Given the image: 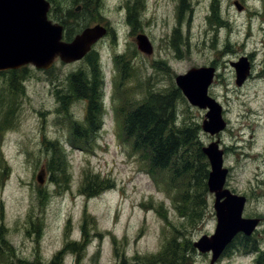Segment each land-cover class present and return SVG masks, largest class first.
Returning <instances> with one entry per match:
<instances>
[{
	"label": "rangeland",
	"instance_id": "374dc122",
	"mask_svg": "<svg viewBox=\"0 0 264 264\" xmlns=\"http://www.w3.org/2000/svg\"><path fill=\"white\" fill-rule=\"evenodd\" d=\"M63 1L80 11V2ZM185 1L181 6V0H101V22L94 13L78 16L80 25L85 22L88 26L101 24L112 29L109 37L95 47L102 76L99 103L103 119L91 138L92 151L72 147L67 141L71 119L84 125L86 104L69 95L67 79L78 70L89 76V63L56 60L53 72L27 66L29 75L23 80L25 93L19 97L17 126L3 132L0 145V177L2 172L4 175L3 184L0 180V228H4L0 230V245L9 252L11 262L18 264L20 259L19 264H24L23 260L27 264H169L171 260L157 261V256L167 240L176 236L184 246L185 257L184 263L178 264H210L211 254L194 249L193 243L215 232L214 194L207 187L201 194V218L196 223L189 221L183 209L180 212L173 202L177 189L167 177L170 172L153 175L144 168L139 155L120 142L116 117L110 108L112 103L119 105L120 100L108 99L115 67L110 60L113 50L119 56L127 54L131 65L129 68L125 60L127 65L121 64L126 73L129 71L122 86L128 96L125 110L138 104L148 90L168 95L174 86L178 88L177 75L217 62L220 80L216 91H230L239 99L235 103L232 98L228 100L231 112L227 115L235 126L230 122L232 129L224 133L226 144L233 141L239 126L254 125L255 119L248 111L249 98L261 93L256 98L264 103V78H253L237 88L231 61L250 56L254 58V72L264 69V0ZM235 1L243 7L240 9ZM128 3L138 5L133 23L129 21ZM140 33L151 41V54L138 48ZM252 51L256 55H251ZM8 75L0 74V86L8 84ZM63 96L67 97L65 105ZM182 97L175 102L178 123L195 124L199 145L210 144L201 126L205 110L191 105L183 94ZM238 114L243 118H238ZM248 136L246 130L245 139ZM52 143L56 147L62 145L66 153L67 178L60 183L51 178L45 165L47 153L55 150ZM243 156L235 152L227 155L230 185L239 192H250L256 159ZM202 160L207 185L210 164L207 158ZM42 169L43 183L37 178ZM87 171L111 180L114 187L87 197L81 190ZM179 181L185 184L183 178ZM38 190H42L40 199ZM260 202L255 197L247 212L264 215V202ZM253 241L258 252L264 250V234L253 237ZM227 249L216 264H254L255 253L239 252L235 241ZM60 252L62 256L55 263Z\"/></svg>",
	"mask_w": 264,
	"mask_h": 264
},
{
	"label": "trees",
	"instance_id": "16d2710c",
	"mask_svg": "<svg viewBox=\"0 0 264 264\" xmlns=\"http://www.w3.org/2000/svg\"><path fill=\"white\" fill-rule=\"evenodd\" d=\"M73 1L81 3L79 12L69 7V4H66L63 0H50L52 3L49 13L50 18L64 25L68 40L79 31V28L88 26L85 22L83 25L79 24V15L83 17L90 14L93 15L94 13L99 18L98 15L100 14L99 7L101 6V0ZM184 3L186 1L181 0V6ZM137 8L138 5L134 3L132 5L130 3L127 4L130 23H133L137 19ZM132 15L135 16L133 20ZM73 18H76L75 21L72 20ZM102 20L98 21L101 22ZM127 58V54L116 56L117 64L121 67L122 62L125 60L130 68L131 65L126 60ZM85 61L91 67L89 76L83 70H78L71 73L67 80L69 88L76 91L75 94L69 95L73 99H86L88 101V114L84 125L77 124L71 119L70 124L67 125V129L70 133L68 138L72 147L75 146L92 151V147H89L91 138H93V133L102 126L103 119L99 103L100 99H102V76L99 71V57L96 50L90 52ZM127 63L124 62V65L126 66ZM28 69L29 67L23 66L16 70L0 72V74L9 73L8 84L0 86V145L2 143L1 136L3 132L17 126L19 97L25 93L23 80L29 75ZM54 69L55 67L47 70V72H53ZM121 69V79L114 92V100H120L119 105L114 104L120 142L128 144L131 152L139 155V158L143 161L144 168L153 175H157L164 170L170 172V175L167 177L171 178V182L177 189L173 202L176 203L180 212L183 209V215L189 221L196 223L202 215V211H199V208L204 203V198L201 194L207 191L206 180L203 174L204 161L202 159L204 158V154L202 147L199 145L200 140L197 138L198 126H195V124L183 125L177 121L175 102L178 97H182L181 90L174 86L170 94L163 95L150 89L147 91L148 95L143 96L138 104L132 101L134 106L125 110L128 104V100L126 99L128 96L122 86L124 77L125 79L128 77L129 71L126 73L123 67ZM65 96L61 97L62 104L64 105V101L67 99ZM51 148L55 150L47 153L45 165L49 168L51 178L60 183L67 178L66 153L60 144L56 147L52 143ZM0 161L2 163V160ZM55 175H58V177H55ZM3 176L2 172L0 177L1 184L4 183ZM182 178L185 181L184 185L179 181ZM114 185V182L105 179L100 174H89L87 171L81 190H83V193L87 197L95 196L107 189L113 188ZM41 194L42 190H38L39 199L41 198ZM181 202H183V205ZM161 215L167 219L162 212ZM0 230H4V228L1 227ZM234 241L239 252L254 253L258 250L257 244L249 236L240 234L235 237ZM181 243L176 236L167 240L163 251L159 253L160 256H157V261L171 260L169 264L184 263V246L181 247ZM226 251H224L223 255ZM61 256L62 253L60 252L55 257V263ZM20 261L19 259L18 264ZM23 261L24 264H27L25 260ZM255 264H264V250L256 253Z\"/></svg>",
	"mask_w": 264,
	"mask_h": 264
},
{
	"label": "water",
	"instance_id": "95a60500",
	"mask_svg": "<svg viewBox=\"0 0 264 264\" xmlns=\"http://www.w3.org/2000/svg\"><path fill=\"white\" fill-rule=\"evenodd\" d=\"M50 8L49 0H0V71L16 70L29 64L48 70L57 58L65 63L81 60L108 33L106 26L97 24L85 27L71 40H64V25L49 18ZM137 46L146 54L153 52L151 41L143 33L137 35ZM235 65L238 66V83H241L249 73V64L244 57ZM213 74V68L200 67L179 74L175 79L192 105L209 108L203 130L212 135L226 125L220 105L208 95ZM203 152L211 165L207 185L215 195L217 226L213 234L203 235L193 245L200 252H211L210 264H215L233 238L238 233L251 235L260 219L244 217L246 198L224 188L228 170L223 166V152L217 143L203 147ZM44 176L42 169L37 177L39 182H44Z\"/></svg>",
	"mask_w": 264,
	"mask_h": 264
},
{
	"label": "flooded vegetation",
	"instance_id": "af4514ba",
	"mask_svg": "<svg viewBox=\"0 0 264 264\" xmlns=\"http://www.w3.org/2000/svg\"><path fill=\"white\" fill-rule=\"evenodd\" d=\"M236 2V1H235ZM242 6V5H241ZM243 7V6H242ZM213 10H215L213 8ZM214 18H217L216 15L213 16ZM109 27V26H108ZM110 31L112 30L109 27ZM251 55H256L255 51L251 52ZM246 58L247 62L249 64V73L246 75V77L243 79L241 83H238V66L236 67V63H238L242 58ZM249 58V59H248ZM242 56L236 61H231V64L234 66L235 69V84L239 87L237 88H242L245 86L249 80L253 78H264V74H261L262 72L264 73L263 70H256V72L253 71V65H254V58H251L250 56ZM257 59V57H255ZM201 67H211L214 69V74L212 81L208 85V95L212 98H214L217 103L221 107V115L222 119L225 121L226 125L225 127L220 130L218 133L212 135L209 132H205L209 142H216L218 145V149L223 152V166L227 168L228 173L226 176L224 188L229 189L232 193L242 195L246 198L245 202V207H244V216L245 217H250V218H259V224L255 228L254 232L252 235H250L251 238L257 237V236H262L264 234V215H258V214H249L247 210L251 206L252 202H254L255 197H257L259 200H261V203L264 202V116L262 115V112H264V103L260 104L257 100V96L261 95V93H257L256 95H253L249 98L250 105L248 106V111L249 113L253 116L255 120H253L254 125L251 126L249 123L246 124L245 126H239L237 128V131L235 132V136L233 141H230V144L227 145L225 142L224 138V133L232 128L229 127V124L231 122V119H229L227 112H231L230 110V105L228 103L229 98H232L234 103L236 101H239L238 96L235 93H231L230 91H227L226 93L222 94L218 91H216L218 85H219V80H220V74L219 72V65L217 62H211L210 65H204ZM118 73L122 70L121 68H117ZM187 73V72H186ZM117 78L119 79L118 75L116 76L115 82L117 81ZM90 81V80H88ZM115 87V83H114ZM218 90V89H217ZM233 92H235L233 89H231ZM69 94H75V90L69 88ZM71 92V93H70ZM262 92V91H261ZM231 93V96L228 94ZM264 94V93H263ZM74 100H83L86 102L85 104V112H84V117H87L88 114V101L86 99H74ZM205 110V115L202 120V128H203V123L204 120L206 119V114L208 112V108H201ZM238 118L242 119L243 117L238 114ZM235 121H232V125L235 126L234 124ZM246 130L249 131V136L247 139H245L244 135L246 134ZM260 138H261V143H260ZM214 140V141H213ZM246 145H248L247 150H245ZM229 152H235L237 155L243 154L245 158H249L254 156L256 159V168L254 170V184L250 188V192H239L237 188H231L230 181L232 180V174L230 171V166L227 165V155ZM204 154V153H203ZM204 157L206 155L204 154ZM247 209V210H246ZM240 235V234H239ZM8 249L10 250V246H8ZM11 252V250H10ZM7 250L4 246L0 245V264H15V262H11L10 258L7 255ZM4 254L7 255V257L4 256Z\"/></svg>",
	"mask_w": 264,
	"mask_h": 264
},
{
	"label": "bare ground",
	"instance_id": "6f19581e",
	"mask_svg": "<svg viewBox=\"0 0 264 264\" xmlns=\"http://www.w3.org/2000/svg\"><path fill=\"white\" fill-rule=\"evenodd\" d=\"M178 124V123H177Z\"/></svg>",
	"mask_w": 264,
	"mask_h": 264
}]
</instances>
